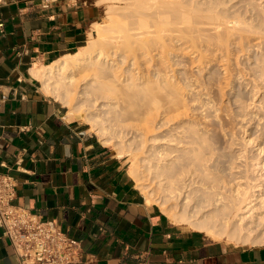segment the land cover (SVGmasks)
<instances>
[{
  "label": "rangeland",
  "instance_id": "rangeland-1",
  "mask_svg": "<svg viewBox=\"0 0 264 264\" xmlns=\"http://www.w3.org/2000/svg\"><path fill=\"white\" fill-rule=\"evenodd\" d=\"M142 1L104 3L101 20L91 26L84 42L85 45L94 40L91 33L100 37L109 28H118L122 23L131 26L144 22L147 26L140 30L146 31L155 27L156 20L165 21L161 36L149 35L151 41H155L151 50L138 51V65L129 51L124 52L126 50H119L120 53L117 51L105 60L124 63L119 67L120 72H125L122 77L134 73L133 79L138 78L135 84L141 88L139 93L125 94L129 90L124 88L119 93L116 84L117 92H113L110 89L114 87L102 85L105 77L97 79V84L92 71L75 68L69 71H75L78 78L70 87L73 96H77L73 99L74 108L80 105L85 108V103L90 101L94 105L88 106V113L81 112L82 107L81 110L73 109V104L69 108L80 114L92 132L95 128L91 129L87 116L99 118L108 134L104 139L112 141L109 146L126 156L130 167L136 163L143 178V183L137 185L146 197L152 188L151 192L159 199L149 202L159 205L167 215L170 211H179L193 215L195 221L212 224L215 219L203 215L218 210L204 211L205 208L194 207L190 190L193 188V194H200L207 183L193 181L191 184L189 176L192 173L201 175L204 167V171L209 170L207 173L216 174L217 180L221 178L217 185H222L219 181L226 177L227 182L233 175L235 177L234 166L243 163L253 182L261 179V171L253 164L258 159L264 161V149L260 151L264 148V0H173L167 7H164L166 0ZM115 72L122 74L119 70ZM122 77L117 81L127 82L124 81L126 77ZM146 78H151L150 82L156 79L157 86L167 84V87L152 90L153 86L150 89L148 84L146 88ZM86 82L93 83L89 88L95 89H91L89 95H82L79 91ZM52 86H44L46 92L62 101L63 91L55 92ZM97 89L107 91L111 99L103 92L108 99L103 100V94ZM92 92L102 96L101 100L95 101ZM99 103L106 105L101 114L96 108ZM191 133L196 134L191 139L198 140L192 141L194 144L187 142ZM178 140L184 141L181 147H177ZM249 140L253 142L248 144ZM147 147L153 149L150 151L153 156H146ZM169 162L173 164L168 166ZM167 172L174 175L170 181L165 178ZM182 173L190 185H186L182 195L177 197L168 188L181 179L177 177ZM210 187L206 189H212ZM184 193L189 196L183 198ZM256 222L248 223L253 225L252 233L229 227L217 230L216 236L206 234L233 245L264 244V223Z\"/></svg>",
  "mask_w": 264,
  "mask_h": 264
},
{
  "label": "crops",
  "instance_id": "crops-1",
  "mask_svg": "<svg viewBox=\"0 0 264 264\" xmlns=\"http://www.w3.org/2000/svg\"><path fill=\"white\" fill-rule=\"evenodd\" d=\"M0 0V172L15 203L57 218L79 241L75 264H264V244L233 245L173 222L119 155L32 68L84 45L98 0ZM92 129V128H91ZM0 264H21L0 226Z\"/></svg>",
  "mask_w": 264,
  "mask_h": 264
},
{
  "label": "bare ground",
  "instance_id": "bare-ground-1",
  "mask_svg": "<svg viewBox=\"0 0 264 264\" xmlns=\"http://www.w3.org/2000/svg\"><path fill=\"white\" fill-rule=\"evenodd\" d=\"M116 2H117V0H98L99 4L100 3H102V4L106 3V4L110 5V4H113ZM143 2L144 3H150L149 0H143L142 3ZM169 2H173V0H166L164 7H167V4ZM184 17L185 16H182V18H184ZM164 22L165 21L156 20L154 22L155 27H153L152 29H148L146 31H141L140 28L147 26V23L136 22V23L132 24L131 26L126 24V23H122L121 25H118V28H113V27L109 28L107 30V33L100 36V37L92 35V33H91V36H93L94 40H92L89 44H85V45L81 46L77 51L70 52V53L68 52L67 54H64L63 56L56 58V59H54L48 63L37 65V66L32 68V72L37 78L40 79V81L44 84L45 87L46 86L48 87L49 85H53L52 88L54 89L55 92H59V91L62 92L63 91V96L61 98L63 99L62 101L68 107H69V105L71 106L73 104V107L71 106L73 109H76V110L82 109L81 112L83 111L85 113H88V111H87L88 106L94 105V103H92L93 101H90L89 103H85L87 106L85 108H83L84 105H80L79 107L77 106L74 108V105H75L74 102L75 101L73 99L75 97L77 98V96L76 95H75V97L73 96L74 94L71 91L70 87H71V85L76 83L75 81L78 78L76 77L75 71L73 73H69V71L70 70L72 71V69H75V68L76 69L79 68L80 71L81 70L92 71V73H94V76H96V83L97 84H98L97 79L102 80L103 79L102 77H105L103 80L105 82H103V84L102 83L101 84L108 86L110 88L114 87L116 84L117 89H119V93L122 90V88H124L125 90L126 89L129 90L128 91L129 93L124 91L123 93L126 92L125 94H133V91H134V93H139V90L141 88L138 87L137 83L135 84V82H136L135 80H136L137 76L135 79H133V77H135L134 73H127V74H125L126 78L122 77V75L125 73V72L124 73L120 72L119 67H121L122 62L119 63L116 59H114V61L116 60L118 63L117 62H115V63L114 62H108V61L105 62V60L107 58H109L111 55L116 54L117 51L119 52V50H123V51L126 50L124 52L129 51L134 57L133 58L134 63L138 65V63H139L138 58H137L139 56L138 51L141 49H146L148 51L151 50L152 45L155 43V41L152 42L151 38H149V35L151 33H155L156 35L161 36V33L163 32V27H161V26L164 24ZM165 27H166V25H165ZM124 52H123V54H125ZM125 57L127 58V55ZM118 60H120V59H118ZM129 60L131 61V59H129ZM113 68H115V69H113ZM114 70L115 71L119 70V73H122V74L119 75L118 72H115ZM127 72H128V70H127ZM67 73H69V74H67ZM119 76H121L123 79L125 78L124 81L127 80V82L124 83L122 80L117 81V78L121 79V77H119ZM106 78H110V79L108 80ZM146 80H147V81H145L147 84V85L145 84L146 88L148 87V84H150L148 88L153 86L152 90H160L161 88L167 87V84L162 85L161 82H160L161 85L157 86V84L159 82L157 83L156 79H155L156 82L155 81L153 82V79H152L153 83L150 82L151 78H149V79L146 78ZM121 81L124 84L123 83L121 84L120 83ZM99 83H100V81H99ZM155 83H157V84H155ZM92 84H90L89 82H86V86L81 87L79 92H81L82 95L91 94V91H93L91 89H95L92 87L89 88V86L94 85V84L93 85ZM119 85L123 86V87H120ZM134 85H135V87H134ZM98 86H100V85H98ZM94 87H96V86H94ZM131 87H132V89L133 88L134 89L132 90ZM136 87H138V88H136ZM101 88H102V86H101ZM135 88L137 90H135ZM117 89L114 87L110 90H112L113 92L114 91L117 92L116 91ZM96 91L94 93H97ZM122 91H121V93H122ZM99 92H101V94H103V92H104V93L108 94L109 96L107 97V95L104 96L105 94H103L104 98H102V96H100V95L95 96L94 93L92 92L93 95L95 96V101L101 100V98L103 100H106L107 98L111 99V95L109 93H107V91H105V90L101 91V89H100ZM108 92H110V91H108ZM96 108H97V113L101 114L102 113L101 111H103L104 108H106V105L99 103ZM71 111L74 112V110H71ZM87 117H88V120L90 121V123L92 124V127H93L92 129L95 128L94 130L95 131L97 130L96 133L100 135V137L102 138V141L105 144L109 145L112 141L104 139V138H107L108 134H107L106 128L101 127V123L99 121V118L90 116L89 114ZM194 132H196V131H194ZM189 136L191 139V137H193V138H194V136L196 137V134H192ZM193 138L191 140L190 139L187 140V142H192L194 140ZM197 138H199V137L197 136ZM195 140H196V138H195ZM197 141H193V142H197ZM178 142H179V145L177 147H181L182 146L181 142H184V141L178 140ZM247 142H248V144H251L253 141L249 140ZM193 148H196V147L193 146ZM263 149L264 148L261 147L260 151L263 152ZM152 150H153L152 148L147 147V149L145 151L147 154L146 155L147 157L153 156V153L150 152ZM159 153H160V151H159ZM258 160L253 164L255 166V168H259V171H261V174L259 176V178H261V179L258 180L257 182H253L250 179V177L247 174L248 169L245 168L246 165H244L243 163L234 166V168H236V169H234L232 171L233 172L235 171V173H236L235 177H233L234 176L233 175L232 178L230 180H228L227 182H225L226 177L224 178L223 181H221L222 179L219 178V179H221L219 182H222V185H217L219 179L217 180L216 176H214L216 174H213L212 172L211 173L213 175L210 173H207L206 171L208 169H205L206 171H204V167H203V170L201 171V172H203L202 174L200 173V171H198L201 175L194 176L195 174H197L194 172L189 176L190 177L189 182L191 184L193 181H196V182H200L203 184L207 183L206 188H208L210 186L212 187V189H210V190L203 188L204 190L200 194H193V190H192L193 188L190 190V192L192 194V195H190V197H192L195 200V203H194L195 206L194 207H197L199 210H202L205 208L204 211H206L208 209L212 210L213 208H216V210H218V212H216V213L208 212V213L203 215L205 217L214 218L215 221L212 224L195 221L196 218H193V215L181 213L179 211H170L168 213L169 218L175 223L188 224L190 226L195 227L198 230H201L205 233H208L211 236H216L215 233L217 232V230H220L221 228H227L228 229L229 227L234 228V231L237 228H241V229H245L248 232L252 233L253 230L251 227H253V225L252 224L249 225L248 223H254L256 221H258V223H261V222L264 223V161H261V160L258 161ZM135 164L136 163L134 162L131 165L130 172L134 176V178L137 180V182L143 183V178L141 177L140 172H139V170ZM172 164H173V162H169L167 165L169 166ZM197 169H199V168H197ZM164 174H165V178L169 181L174 176L171 172H167ZM185 176L186 175L183 173L178 175L177 179H180V178L181 179L178 180L175 184L171 183L169 185L168 189L172 190V192H175L177 197L182 195L186 185H188V186L190 185V183L187 182V179L185 178ZM229 181H230V183H229ZM256 187H257V189H256ZM152 190L153 189L150 188L147 191L148 192L147 193L148 194L147 195L148 201L159 200L158 197L155 196V193L151 192ZM258 190L261 192L257 193ZM187 196H189V194L184 193L183 198L187 197ZM209 218H207V219L209 220Z\"/></svg>",
  "mask_w": 264,
  "mask_h": 264
},
{
  "label": "built area",
  "instance_id": "built-area-1",
  "mask_svg": "<svg viewBox=\"0 0 264 264\" xmlns=\"http://www.w3.org/2000/svg\"><path fill=\"white\" fill-rule=\"evenodd\" d=\"M49 6L48 0L44 3ZM16 178L0 172V226L21 264H75L82 257L78 240L69 236L57 218L41 215L15 203Z\"/></svg>",
  "mask_w": 264,
  "mask_h": 264
}]
</instances>
